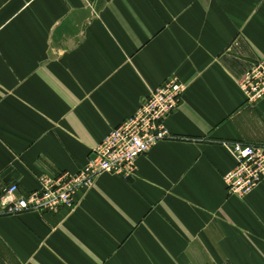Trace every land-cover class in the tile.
Here are the masks:
<instances>
[{
    "label": "crops",
    "instance_id": "0c3cea01",
    "mask_svg": "<svg viewBox=\"0 0 264 264\" xmlns=\"http://www.w3.org/2000/svg\"><path fill=\"white\" fill-rule=\"evenodd\" d=\"M264 61V0H0V201L92 151L169 80V139L127 178L103 173L73 208L8 215L0 264H264V182L228 195L226 143L264 146V99L239 84Z\"/></svg>",
    "mask_w": 264,
    "mask_h": 264
},
{
    "label": "built area",
    "instance_id": "2783aa9c",
    "mask_svg": "<svg viewBox=\"0 0 264 264\" xmlns=\"http://www.w3.org/2000/svg\"><path fill=\"white\" fill-rule=\"evenodd\" d=\"M247 103L264 99V61L247 71L239 84ZM186 85L176 79L150 94L131 118L95 148L86 167L78 175H43L37 191L21 195L17 185L9 186L0 201V208L8 215L27 212L56 213L73 208L76 190L90 185L103 173L122 177L132 176L137 160L147 155L160 141L171 138L166 122L180 108ZM236 160L235 168L223 177L229 196L243 199L264 182V146L226 143Z\"/></svg>",
    "mask_w": 264,
    "mask_h": 264
},
{
    "label": "rangeland",
    "instance_id": "374dc122",
    "mask_svg": "<svg viewBox=\"0 0 264 264\" xmlns=\"http://www.w3.org/2000/svg\"><path fill=\"white\" fill-rule=\"evenodd\" d=\"M187 87V86H186ZM157 90V89H156ZM154 92V91H153Z\"/></svg>",
    "mask_w": 264,
    "mask_h": 264
}]
</instances>
